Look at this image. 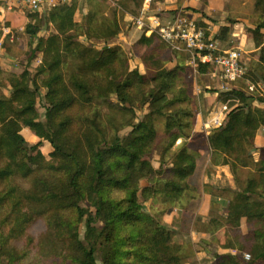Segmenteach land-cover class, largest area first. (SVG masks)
I'll list each match as a JSON object with an SVG mask.
<instances>
[{"label":"trees","instance_id":"1","mask_svg":"<svg viewBox=\"0 0 264 264\" xmlns=\"http://www.w3.org/2000/svg\"><path fill=\"white\" fill-rule=\"evenodd\" d=\"M249 1L255 12L262 11L264 0ZM76 11L74 2L47 14V24L53 25L55 32L39 44L38 49L44 53L43 64L35 77L28 68L39 59L35 50L23 74L8 76L5 80L7 75L0 69V79L10 86L9 97L0 95V184H6V189L0 193V215L5 211L13 225L9 230L0 227V264H19L20 253L10 243L11 239L21 236L20 231L28 221L44 216L46 209L55 207L74 213L75 222L61 224L67 229L72 259L80 264H181L182 256L174 243L176 232L161 219L146 213L143 203L162 198L167 204L177 205L195 192L191 181L200 167L199 150L183 144L170 161L162 162L158 169L151 161L159 138L157 118L165 120L163 134L168 144L163 153L172 149L179 139L192 137L196 116L185 104L192 101L193 90L181 78L189 67L184 62L189 59L192 65V57L186 52L184 62L179 61L174 68L168 69L165 64L172 56L180 57L181 50L173 48L170 56L165 53V60H160L151 52L155 40L161 39L149 38L144 33L133 47L132 56L141 61L151 56L152 66L146 65L153 72L145 75L128 72L127 60L120 48L107 45L98 51L85 48L76 40L77 29L82 28L75 21ZM256 20L250 32L259 52L251 78L253 84L261 82L264 85V16ZM39 23L36 18L34 24L27 25L31 37H37L41 31ZM117 29L120 31L119 22ZM227 32V28L221 31L224 37ZM74 53L79 56L74 76L70 75L68 80L75 87L79 102L92 103L95 93L103 100L109 101L112 96L117 99V104L111 103L113 110L108 114L111 118L108 126L99 109L90 113L82 135L86 161L80 160L67 144L64 137L67 122H57V116L75 101L71 93L59 90L64 86L71 58H76ZM194 68L199 74H208L211 70L201 62ZM38 78L48 91L45 122L39 120ZM215 93L219 94L216 106L227 105L229 112L222 127L209 129L204 146L211 149L214 165L230 167L237 186L236 190H225L231 196L225 224L235 230L229 247L237 248L240 256L244 257L245 253L251 256L250 262L245 264H264V203L250 198L256 195L264 200V147L255 146L259 131L264 130V109L254 108L255 98L241 86ZM259 101L264 104V98ZM115 107L121 113H130L129 119L127 114L116 112ZM138 108L148 109L141 120L136 118ZM129 127L132 129L129 136L119 137L118 131ZM108 128L115 132L110 141L107 140ZM22 129L32 132L39 143L30 146L21 134ZM44 142L54 149L51 165L39 152ZM256 150L261 153L258 162L253 157ZM34 165L38 170L62 171L68 176L67 181L39 178ZM248 169H251L250 176L242 185L239 174ZM15 178L31 179L32 188L23 191L12 186ZM143 181L148 182L146 187L142 186ZM117 192L124 197H116ZM57 218L60 217L57 215L50 220L55 233L61 231ZM242 219H246V234L239 230ZM80 226L85 229L83 240Z\"/></svg>","mask_w":264,"mask_h":264},{"label":"rangeland","instance_id":"2","mask_svg":"<svg viewBox=\"0 0 264 264\" xmlns=\"http://www.w3.org/2000/svg\"><path fill=\"white\" fill-rule=\"evenodd\" d=\"M2 1L5 3L4 0ZM74 2L79 8V9L77 8L75 20L78 24H80V26H82V28L79 27L76 32L79 35L77 37L78 39L76 40L80 44H82L85 48H91V49L100 51V50H103L107 45L115 41L112 38H100L98 36H96L97 38L92 37L90 34L92 30L90 29L91 27L89 26V22L91 23L90 21L91 16L87 14L88 9H89L88 0H75ZM0 4H1V0H0ZM121 6L122 4L113 6V4L110 3V5L107 7H112V8L116 7V9L120 11V9H122L123 7ZM107 7L101 6L99 10L103 12L105 11L107 12L109 10L107 9ZM14 9L20 14V18H17L16 20H14V25H18V28H11V22L5 21V24H4L6 28L11 29L15 37L14 43L10 38L11 35H7L6 38L3 39L4 48L6 49V52L8 56L10 57V60H9L10 63L8 64V67L14 68V70L12 71H5L0 68L7 75V77H5V80L8 79V76H11V75L19 76L26 71V67L31 63L29 60L32 54V50H35L36 52H38L37 57H39V59L43 62L44 53L43 51L38 49L39 44L43 40H46L47 38H49L51 34L55 32L54 26L51 24H47L48 18L46 16L49 12L43 13V14L31 13L28 11L23 12V11H20L17 6H14ZM251 12H252L251 17H253L252 18L253 23H255L257 21L256 18L260 17L261 15L264 16V7H262V11L255 12L254 6H252ZM119 13L122 14L123 11L117 12L116 10V14L119 15ZM136 16H139V15L136 14ZM36 18L40 20V23L37 24V26L41 28V31L38 33L37 37H31L29 33L27 32V25L30 23L34 24ZM1 24L2 23H0V41H1V36L3 34V31H1L2 29ZM98 34L100 33L98 32ZM85 35L88 36L87 39L83 38ZM114 47L120 48L118 45L111 46V48H114ZM74 55L76 58H71V61L69 62L68 67L66 68V74H65L66 80L64 82L65 87L60 86L59 90L66 94L71 93V95L74 96L75 101L73 102V105L70 108H67L60 115L57 116V122L63 121V120L67 122V129L64 133V137L66 138L67 144L72 149L75 150L80 160L86 161L87 150H86V146H85L82 135L86 131V126L88 123V118L90 116V113L93 112L95 109L97 110L99 109L101 111V114L104 117L103 120L105 121V124L108 126L111 120V118H108L109 117L108 114L110 115V111L113 110V108L111 107L112 106L111 103L114 102L115 104H117L116 103L117 99L115 96H112V98L109 101L103 100V98L100 97L99 93H95L94 95L96 98L94 97L95 99L92 103H80L79 102L78 93L75 87L68 80L70 75L74 74L75 61L77 57L79 56L78 54H75V53ZM125 59L127 60V71L128 72H134V71L138 72L136 68L138 67V65L136 64V60H139V59H136V58L133 59L132 51L130 54L125 53ZM150 59H151V56L146 57L145 63L152 66V61L150 62ZM184 63L188 64L189 67L185 66L188 69L185 72V75H183L181 78L186 83L190 84L189 86H192L193 94L194 92L196 93V95L193 96L190 104L188 105L185 104V108L192 111L195 114V116L198 114L202 115L203 120L207 121L208 124H211L212 126L210 119H211V116L213 117V114H215L218 110V107L216 106L217 99L214 102L211 100L212 103H209L206 97L205 99H203V96L209 94L211 95L210 97L212 98L214 93L220 90L219 87L225 84L221 80V83L219 85L217 80L218 78L221 79V77L216 69L211 68V72L208 74H199L194 68V66L190 64L189 59H187L186 62ZM42 64L39 62H36V63H33L31 67H28L33 77H35V75L37 74ZM256 64L257 63H255L253 67H256ZM14 65H19L20 68L16 69L17 67L15 68ZM152 72L153 71L148 70L146 74H151ZM251 72H252L251 68H249L244 80H242L239 84H237V86L230 87V89H232L233 87L241 86L242 88L246 90L247 82L252 83V78H251L252 73ZM37 81L40 87V94L38 97L39 120L42 122H45L46 112L49 106L48 98H47L48 91L45 87L41 86L40 78H38ZM258 84H263V83L259 82ZM0 95H5L7 97H9L10 95V86L7 85L6 81H3V79H0ZM260 95H262V97ZM170 97L172 98V95H170ZM254 98L255 100H258V102H260L259 98H264V93L255 95ZM253 105L254 107H258L256 109H264V104L259 103V104H253ZM127 108H130V107H127ZM114 110L116 112H119L120 114H125V115L127 114L128 119L131 115L130 113H127V112L121 113L119 110L116 109V107L114 108ZM147 112H148L147 108L145 109L138 108L136 111V118L138 120H141ZM164 121H165L164 118H157L155 121L156 128L159 133V138L155 143L154 156L151 159V161H152L153 166L156 169L159 168L162 162H165L167 164L175 152L174 149H170L167 153L165 152L163 153L164 149L166 148L168 144V141L163 134L164 133ZM210 127L205 128V129L209 130ZM131 130L132 129L130 127L124 128L118 131V135L119 137L123 139L129 136ZM106 131L109 132L108 133L109 139L107 140L108 141L112 140L115 136L114 134L115 132L109 128L106 129ZM21 134L24 136V138L26 139V141L29 143L30 146L36 145L37 143H39V139H37L36 136L32 132H30L28 129H22ZM261 136H262L261 141L264 144V133ZM196 140L197 138L195 139V141ZM204 144H205L204 141L202 139L201 140L199 139L198 145H199V151L201 152L200 153L201 162H200V167L197 172V175L191 181V187L196 192V193L194 192L193 194L191 193L194 197L192 196L190 198L188 196L182 201L181 204H177V205H171L170 203L167 204V201L162 198L143 203L144 211L155 219H162L163 214L171 210L173 211L181 210L183 212V213L180 212L177 218L178 220H176L178 229H174L173 227H170L172 230L176 232L174 243L177 245V251L181 253V256H182L181 264H185V263L201 264V262L198 259H196L197 258L196 256L194 258V262L191 259L196 254V248L194 247V245H196L197 243L196 244L193 243L190 237V234L187 233V231L189 232L191 227L192 229L196 231L204 229V223H202L201 217L198 216V213L196 214V210L198 209L199 204L202 201V193L204 191H207L208 189L217 188V190H214V191L210 190V191L212 193H215L217 196L223 195L224 197H227L228 195H230V192L225 191V190L231 189L230 185H228V182L232 183L231 182L232 179L227 178L223 173L220 174V177H219L220 179L216 178L217 176L216 172L213 173L214 180L217 181V183L207 182L208 179L206 177L205 179H203V175L205 172L210 173L211 171H213L212 169L206 168V166L208 165L207 159L209 157V153H207L206 147L204 146ZM174 147H176V145ZM39 152L41 153V155L44 157L45 161L48 164L51 165L54 162V158H53L54 149L48 142H44V144L39 148ZM257 154L255 155V157L258 158ZM36 155H37V152L33 156H36ZM259 155H260L259 156V159H260L261 153ZM32 162L33 161L31 160L30 163L32 164ZM35 168L37 169V167ZM250 170L251 169L242 170L240 172L239 180L242 183V185H244L243 182H245L250 176V173H251ZM36 176L39 178L46 179L48 181L57 179L64 183L67 181V178H68V176H66L62 171H53V170H48L47 168H44L41 170L37 169ZM33 179H35L34 176H33ZM11 184L12 186H18L20 190L29 191V189L32 188L33 183L31 179L22 180L20 178H15ZM147 184L148 182L146 181L142 182V186L144 187H146ZM235 187H237L236 183H235ZM218 188L221 191H219ZM5 189H6V184L5 185L4 183L0 184V193L1 191H4ZM115 195L116 197H119V198L124 197V194L119 193V192L115 193ZM57 208L55 207V208L46 209V213L44 216L34 217L30 221H28L29 223L26 224L23 227V229H21L20 231L21 236L17 237V236H14L15 233L13 234L14 238L11 239L10 243L13 246L15 245L16 250H18V252L20 253L21 260L19 264H80L72 259V253H71L69 243H68V234L66 232L67 229L61 224V222H64V223L75 222L74 213L72 210H67L66 208H58V209ZM57 215L60 217V218H57V220L58 221L60 220L59 226L61 228V231H59L58 233H55L54 228L50 226L51 224L50 220H52V218L56 219ZM0 225H2L0 227H5L6 230H9L10 227H13L5 211L3 215H0ZM79 228H80L79 229L80 237L83 240L85 229L83 228V226H80ZM18 238L20 239L18 240ZM245 254H248V253H245ZM98 258L100 260L101 256L99 255ZM250 260L247 261L244 259V262L248 263L250 262Z\"/></svg>","mask_w":264,"mask_h":264},{"label":"crops","instance_id":"3","mask_svg":"<svg viewBox=\"0 0 264 264\" xmlns=\"http://www.w3.org/2000/svg\"><path fill=\"white\" fill-rule=\"evenodd\" d=\"M110 3H112L113 6L122 4L123 7L121 6L122 9L118 11L116 7H114L115 9L112 7H107L110 5ZM88 5L89 9L87 14L91 16H89L91 21V23L89 22V26L92 30L90 33L91 36L94 38H97L96 36H98L100 38L114 39L115 41L110 43L108 48L118 45L120 48H122L121 50L124 51V54L131 53L133 47L137 44L144 33L147 34L149 38L152 36H157L160 38L155 29L148 27L149 24L154 22L156 19L160 20L161 23L166 24L170 20L175 19L177 16H183L190 20L196 21L200 26L204 27L212 34H216L223 49H229L233 47L239 48L242 53V63L246 67L247 71L249 68L252 69L254 64L258 61L257 54L259 50L256 48L253 35L250 32V30L255 28V25L253 23V17H251L252 5L250 4L249 0H153L151 4H147L146 0H113L109 2V4L108 2L106 3L105 1L100 0H88ZM101 6H105L109 10L107 12L100 11L99 9ZM18 8L23 12L28 11L21 9L20 7ZM116 10L117 12L123 11V13H119V15H117ZM136 14L139 16H136ZM17 18H20L19 12L15 11L14 7L9 9V5L1 0L0 23H2L1 31H3L1 41L6 38L4 30L10 29L4 26L5 21L11 22V28H18V25H14V20ZM139 20H142L146 23V27L144 29H139L137 27V22ZM117 22L120 23V31L117 29ZM224 28L228 29L227 35L225 37L221 33L222 29ZM98 32L100 34H98ZM12 35L14 37L13 33ZM83 38L87 39L88 36L85 35ZM173 48L174 47L170 44L157 39L155 40L151 54L157 55L160 60L164 61L165 53L170 56L172 54ZM181 52L182 53L180 54V57H177V59L172 56V60H170L169 63H166L165 67L172 69L179 61L184 62L186 51ZM2 53L7 59H0V68L5 71L14 70V68L8 67V64L10 63V57L8 56L5 48ZM136 64L138 65V67H136L138 72L142 75H145L148 70H152L143 60H136ZM217 81L220 85L221 79L218 78ZM220 87L219 91H221ZM195 95L196 93L194 92L193 96ZM218 95V93H214L211 98V95L207 94L203 96V99L206 97L207 101L212 103V101L214 102L216 99L218 101ZM259 103L261 102L254 100L252 106L254 107L253 104ZM209 125L211 126V124H208L207 121L203 120L202 115H196L192 137L189 139H179V143H176V147H173L172 149L176 151L183 144H187L190 149L198 151L199 139H202L205 142L209 136L210 130L205 129L209 128ZM263 133L264 131L260 130L255 139V146L257 148L264 147V144L261 141V135ZM196 138L197 140L195 141ZM206 151L209 153V157L207 159L208 165L206 168L212 169L213 171L210 173L205 172L203 179L206 177L208 179L207 182L217 183V181L214 180L213 173H217V179H220V174L223 173L227 178L233 180H231L232 183L228 182V185H230L232 191L236 190L237 187H235V180L230 171V167L214 165L212 162V151L211 149L209 150L207 145ZM256 154L258 155V158L255 157ZM259 154V150L253 151L255 162L259 161ZM210 190L214 191L217 190V188L208 189L202 193V201L196 210V214L198 213V216H200L202 219V223H204V229L196 231L191 227L189 232L187 231V233L190 234L193 243H197L194 245L196 248V254L191 259L194 262V258L196 256V259H198L201 264H244V257L243 255H239L240 252L238 249L235 247H229V241L232 238V234L235 232L233 228H230L225 224V220L227 218V209L231 196H217ZM250 198L254 202L264 203V200L256 195H251ZM180 212L182 211L171 210L164 213L161 219L162 223L168 227L178 229L176 220H178L177 218ZM239 230L242 232V234L247 233L246 219L241 220V226Z\"/></svg>","mask_w":264,"mask_h":264},{"label":"built area","instance_id":"4","mask_svg":"<svg viewBox=\"0 0 264 264\" xmlns=\"http://www.w3.org/2000/svg\"><path fill=\"white\" fill-rule=\"evenodd\" d=\"M9 9L17 6L21 9L28 10L31 13H44L50 12L54 9L68 6L74 0H4ZM111 2L113 0H100ZM153 0H146L147 4H151ZM139 29H144L146 23L142 20L137 22ZM148 27L155 29L159 34L162 41L170 44L177 50L186 51L192 57V65L196 67L197 62L203 65H208L218 71L222 82L225 85L221 86V91H230V87L237 84L239 81L244 80L247 75V69L242 64V53L239 48L233 47L223 49L217 39L216 34H212L204 27L200 26L196 21L190 20L183 16H177L175 19L170 20L166 24L161 23L156 19L149 24ZM5 35H11L13 41L14 37L10 29L4 30ZM109 47V45H108ZM4 50L3 41L0 42V59H6L2 53ZM39 63L41 60L38 59ZM19 69V65H14ZM249 96L255 97L260 93H264L263 84H253L247 82V89L245 90ZM262 97V95H260ZM229 112L227 105L218 107V110L211 118L212 126L210 128H220L225 122L227 113ZM180 141V140H179ZM179 141L177 143H179ZM244 259L249 261L251 256L244 254Z\"/></svg>","mask_w":264,"mask_h":264}]
</instances>
